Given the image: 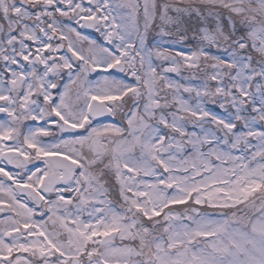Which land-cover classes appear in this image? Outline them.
Listing matches in <instances>:
<instances>
[{"label": "snow or ice", "instance_id": "6c2138e0", "mask_svg": "<svg viewBox=\"0 0 264 264\" xmlns=\"http://www.w3.org/2000/svg\"><path fill=\"white\" fill-rule=\"evenodd\" d=\"M0 264H264V0H0Z\"/></svg>", "mask_w": 264, "mask_h": 264}]
</instances>
